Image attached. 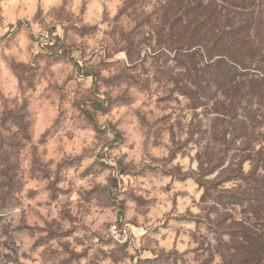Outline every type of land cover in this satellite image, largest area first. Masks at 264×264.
Wrapping results in <instances>:
<instances>
[{
	"label": "clouds",
	"instance_id": "1",
	"mask_svg": "<svg viewBox=\"0 0 264 264\" xmlns=\"http://www.w3.org/2000/svg\"><path fill=\"white\" fill-rule=\"evenodd\" d=\"M168 2L144 0L133 11L132 0H0V110L6 102L8 109H23L29 137H18L23 181L14 195L20 202L0 213V264H163L162 256L167 264H242L246 258L225 253L220 240L229 236L218 238L209 223L216 214L209 216L199 205L213 183L229 191L247 186L228 179L230 173L221 176L227 164L217 167L211 160L214 141L195 146L189 140L191 133L199 135L197 121L223 119L224 113L214 110L218 101L225 106L231 101L218 92L206 117L205 105H194L188 94L197 84L182 76L185 69L170 60L172 78L158 79L152 66L159 34L168 30ZM217 4L227 8L225 0ZM243 11L253 21L252 47L261 50L255 61H233L232 67L249 78H264L259 67L264 33L255 32L264 26V0ZM133 35L145 41L138 57L143 68L138 76L129 73L134 79L120 89L134 100L104 112L107 103L104 108L94 103L108 99L104 80L132 68L127 45ZM53 52L67 55L69 62L43 60L37 70V58ZM118 60H123L119 68H101L98 75L87 71L89 64ZM177 76L185 91L177 89ZM254 107L264 112L259 102ZM81 109L94 114V123L82 124ZM257 119L255 152L264 148V115ZM154 128L158 136L150 135ZM19 132L13 124L5 134ZM174 141H189L188 148L169 162ZM232 167L247 175L252 162L238 157ZM45 172L51 175L45 178ZM97 188L105 190L103 200H86L85 193ZM248 206L245 200L226 211L246 223L242 209ZM205 238L209 251L200 247Z\"/></svg>",
	"mask_w": 264,
	"mask_h": 264
},
{
	"label": "rangeland",
	"instance_id": "2",
	"mask_svg": "<svg viewBox=\"0 0 264 264\" xmlns=\"http://www.w3.org/2000/svg\"><path fill=\"white\" fill-rule=\"evenodd\" d=\"M194 1L195 0H169L165 16V27L168 28V30L159 34L156 46L153 48V52H158V55L154 56L152 66L157 69L158 79L163 77H168L170 79L172 78L170 76V60H174L177 66L185 69V73L182 74V76L192 79L197 84V90L195 92H188V94L192 97L194 105L206 104L205 116L207 117V105L209 101H206L204 95L205 83H203V80L211 79V77L209 70L203 67L206 62L204 60L202 64L200 63V60H195V65H193L195 68L193 70L189 67L193 61L190 62L186 57H184L183 53L185 52H182L180 49V45H182V43H180V45L177 44L178 40H187L189 43L191 40H193L195 43L204 41L205 43V41L211 37L210 34L213 28L212 24V28L210 30H208L210 25L207 26L206 29H204L203 25L202 27H198L195 30L193 28L190 30H183L181 29L180 24L175 25L177 19L180 18V15L184 14L186 9L190 8V4ZM143 2L144 0H132L133 11L135 10L136 6H139ZM205 14L206 10L203 9L201 15H199V18L204 19ZM221 22L222 21L218 22V24ZM182 23L183 20L181 21V25L184 27L185 23ZM255 32L256 35L261 36V34L264 33V26L256 27ZM68 39L72 40V37H69ZM235 41L238 44V55L241 56L239 59V64L243 65L256 60L257 52L261 49L252 47V38L251 42H242L240 38H236ZM144 43V40L137 42L135 35L129 37L127 52L129 60L132 61V68L123 69L124 75H117L111 79L104 80V85L108 89L106 93L108 99L106 102L102 101L99 103H94V107L104 108V104L107 103V108H104V112H109L115 107L133 102L134 97L129 95L127 90H124L123 94L121 95L120 85L125 81L134 79L129 75V73L136 72L138 76L139 70L143 68V65L138 64V57L141 45ZM260 43L262 47V45H264V36H261ZM201 46L203 45H199L197 48L199 49ZM172 51H175V57H172L168 54ZM111 54L114 55L115 53L112 52ZM53 58L60 59L64 61L65 64H67L70 59V57L67 55L58 56L57 52H53L50 57L41 56L37 58V70H41L40 61L47 60L49 63H51ZM261 58L263 57L261 56L260 60ZM122 64L123 60L115 61L111 65L107 63H93L87 65V71L98 75L99 69L101 68H119ZM46 66L47 65H45V68ZM259 67L261 71H264V62L262 63L260 61ZM220 72H226V70L221 69ZM182 76H177L174 79L176 80L177 89L185 91V88H181ZM227 78L228 80L233 79V82H231L229 85L227 84L228 86H224L222 89L217 90L218 92L222 91L224 95L229 97L231 101L226 106L218 101L220 104L218 108L228 109V112L231 110V107L234 108L232 114L233 116L235 115V117L231 123V128L225 135V139H223V130L220 127V122L217 124L215 120L205 119L203 121L196 122L195 129L199 135L197 136L195 132L191 133L189 140L191 144L195 146H200L205 141L208 143H212L214 141V151L211 155V160L213 162L217 161V159L222 156V152H224V150H228L229 153L221 157L224 160L223 165L227 164V167L221 169V176H223L225 173H230L228 179L236 181L238 180V175L240 176V174H242L241 176L245 177L249 175L250 179L249 182H242L247 186L243 190H241L239 185L236 189L231 191L219 189L218 186L213 183L210 187H207V190L201 197V204L199 206L202 210H206L209 216H211L212 213L216 214V220H210L209 223L214 224L218 238L223 235H228L230 232L239 236L247 233L253 239H256L257 243H264V173L260 172L261 169H264V148H262L259 152H255L253 148L254 143L257 142V137L254 135V129L257 124L261 123V121L257 119V115H264V112H261L260 109L254 107V103L259 102L260 105L264 106V78H249L247 74L237 73L236 70L231 71L230 76ZM250 80H253L251 92L248 93L245 98L240 99L239 97L249 91L248 84ZM136 82H138V80ZM215 91L216 90H213L211 92L214 93ZM81 112L82 116L78 119L81 120L82 124L86 126L89 122L94 123L93 113H89L86 109H81ZM25 115H27V113L23 112V109H8L7 102L5 103L4 108L0 110V213L7 214L12 207L19 204L20 202L14 193L21 189L23 181V171L20 168L19 160V151L23 148V145L19 142L18 137L23 135L25 138H29L27 131L28 126L24 120ZM13 124L19 125L20 132L6 135L5 133L11 131V125ZM150 135L158 136L159 128L150 130ZM121 138L122 134H118L117 139ZM188 143L189 141H186L183 144H181L179 141H174L175 146L171 150L169 162L176 159L177 154L183 156L186 149L188 148ZM238 157L242 158V160L246 159L252 162V170L247 175H245L241 170L234 169L232 167ZM61 167H66V165H61ZM89 171H92V169H89ZM238 171L239 173H237ZM17 173H19V175H17ZM49 175H51V173L45 172V178H47ZM56 176L58 181L62 179L59 173H57ZM221 183H223V181H221ZM51 187L53 188V199H55V185H51ZM104 192V189H94L92 192L85 193V199L88 201H102L104 198ZM180 194H184L182 190H180ZM231 196H233L234 200L229 199ZM253 198L256 200V203L251 202V199ZM133 199L138 198L133 197ZM214 200H218L222 202V204L216 205L214 204ZM245 200H249V206L242 209L246 223H241L232 218L231 213L227 212L226 210L228 208H234L237 205H242ZM222 209L225 211L222 212ZM248 213H251L252 217L255 219L253 220L251 217H249ZM225 219H232V222L225 223ZM163 227L167 228L168 224L165 223ZM208 230L211 231V229ZM234 239L237 243L242 242L239 238ZM231 240H233L232 237H229V240L227 241L221 239L220 247L224 249L227 255L235 256L237 252L233 253V244ZM205 242H207V238L201 242L200 247L204 251H209V248L205 247ZM257 253L258 255L263 254V250H258ZM250 256L251 260L248 264H260V257L256 260L252 254H250ZM161 260L163 261V264H167L166 257L162 256ZM153 264H161V261L153 262ZM206 264H208V262H206Z\"/></svg>",
	"mask_w": 264,
	"mask_h": 264
},
{
	"label": "trees",
	"instance_id": "3",
	"mask_svg": "<svg viewBox=\"0 0 264 264\" xmlns=\"http://www.w3.org/2000/svg\"><path fill=\"white\" fill-rule=\"evenodd\" d=\"M254 2L255 0H225L227 5V8L225 9L224 5L217 4V0H195L190 4V8L186 9L185 13L181 14L180 18L177 19L175 25L180 24V27L183 30H190L191 28L195 30L198 27H202L203 25L204 29L210 25L208 29L210 30L212 28L211 24L213 25L210 34L211 37L205 41V43L204 41L195 43L193 40H191L190 43L187 40L177 41V44L179 45L182 43V45H180V49L182 52H185L183 53L184 57H186L190 62L193 61L191 66H189L190 68L194 70L195 67H193V65H195V60H200V63L202 64L204 60L206 62L203 67L209 70L211 77V79L203 80V83H205L204 95L207 102L213 97L217 96V90H220L222 87L228 86L231 84V82H233V79L228 80L227 77L230 76L231 71L236 70L234 67H232V62L236 61L239 63V59L241 57L238 55L239 49L237 48L238 44L236 43L235 39L240 38L242 42H251L250 30L252 29V19L250 14L245 13L243 10L250 7ZM203 9L206 10L205 18L200 19L199 15H201ZM182 20L183 23H185L184 27L181 25ZM220 21L222 22L218 24ZM199 45L203 46L198 49L197 46ZM262 48H264V45H262ZM262 57L263 58H261L260 61L263 63L264 56ZM220 68L225 69L226 72H220ZM252 85L253 80H250L248 84L249 91L239 97L240 99L245 98L247 94L251 92V88L253 87ZM213 90L216 91L213 93L211 92ZM219 105L220 104L218 102L214 110L218 113H224V117L223 119H215V122L217 124L220 122V127L223 130V139H225V135L231 128V123L235 117V115L233 116L232 114L234 108L231 107V110L228 112V109L218 108ZM228 153V150H224V152H222V156L217 159L219 162L217 167L224 164V160L221 157L227 155ZM237 173H239V171ZM241 175L242 174H240V176L238 175L239 181L249 182V175L246 177ZM229 199H233V196H231ZM214 201V204L216 205L222 204V202L218 200ZM228 236L232 237L233 239L231 240L233 244L232 250L235 249L237 254H246V258L242 261V264H248L250 262V254H252L256 260L257 258L264 256V243H257V240L253 239L249 234L244 233L239 236L230 232ZM234 238H239L242 242L237 243L235 242ZM261 249L263 250V254L258 255L257 251H261Z\"/></svg>",
	"mask_w": 264,
	"mask_h": 264
}]
</instances>
